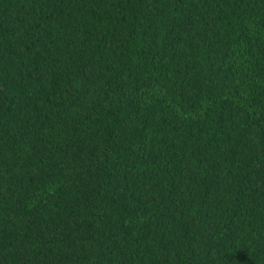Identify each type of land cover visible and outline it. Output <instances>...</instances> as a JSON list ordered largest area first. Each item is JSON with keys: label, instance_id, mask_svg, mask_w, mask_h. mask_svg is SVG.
I'll list each match as a JSON object with an SVG mask.
<instances>
[{"label": "trees", "instance_id": "16d2710c", "mask_svg": "<svg viewBox=\"0 0 264 264\" xmlns=\"http://www.w3.org/2000/svg\"><path fill=\"white\" fill-rule=\"evenodd\" d=\"M0 264H264V0H0Z\"/></svg>", "mask_w": 264, "mask_h": 264}]
</instances>
